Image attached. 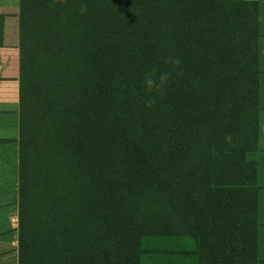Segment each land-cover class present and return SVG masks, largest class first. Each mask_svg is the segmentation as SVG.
<instances>
[{"label":"trees","instance_id":"trees-1","mask_svg":"<svg viewBox=\"0 0 264 264\" xmlns=\"http://www.w3.org/2000/svg\"><path fill=\"white\" fill-rule=\"evenodd\" d=\"M19 6L17 264H256V0Z\"/></svg>","mask_w":264,"mask_h":264},{"label":"crops","instance_id":"crops-1","mask_svg":"<svg viewBox=\"0 0 264 264\" xmlns=\"http://www.w3.org/2000/svg\"><path fill=\"white\" fill-rule=\"evenodd\" d=\"M19 1L0 0V207L5 206L2 214L12 225L17 222L18 195ZM256 2L260 105L255 150L258 221L256 264H264V0ZM7 206L9 208L6 212ZM15 240V249L9 252L10 245L14 244ZM6 257L10 259L11 264H17V236L15 238L12 228H5L0 219V264H3Z\"/></svg>","mask_w":264,"mask_h":264},{"label":"rangeland","instance_id":"rangeland-1","mask_svg":"<svg viewBox=\"0 0 264 264\" xmlns=\"http://www.w3.org/2000/svg\"><path fill=\"white\" fill-rule=\"evenodd\" d=\"M9 206H10V204H8ZM9 206H7L6 207V212H7V210H8V208H9ZM5 211V206L4 207H0V219H1V221H2V223L4 224V227L6 228H12V230H13V232H14V236H15V238H16V231H17V222H15V223H13V225L11 224V223H9L7 220H6V217H4V215L2 214L3 212ZM13 226V227H12ZM15 245H16V240H15V242H14V244H11L10 245V249H9V252H13V250L15 249ZM6 247V246H5ZM12 256H14V254L12 255ZM15 260V259H14ZM4 262H3V264H11V262H10V259L9 258H5L4 260H3ZM13 264H15V263H13Z\"/></svg>","mask_w":264,"mask_h":264}]
</instances>
